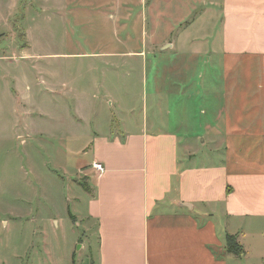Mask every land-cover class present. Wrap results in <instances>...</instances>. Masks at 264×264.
Returning <instances> with one entry per match:
<instances>
[{
  "label": "crops",
  "instance_id": "obj_1",
  "mask_svg": "<svg viewBox=\"0 0 264 264\" xmlns=\"http://www.w3.org/2000/svg\"><path fill=\"white\" fill-rule=\"evenodd\" d=\"M196 5L184 38L171 48L179 46L178 57L202 64L203 85L191 92L190 76L181 71L180 91L178 80L166 77L170 93H152L153 114L142 124L114 114L116 129L111 125L105 134H93L85 153L89 163L78 167L87 182L81 221L88 227L84 239L75 237L68 264H264V0H197ZM178 97L190 105L201 97L202 113L209 109L212 120L201 131L199 121H187L182 132L165 128ZM161 98L162 112L153 104ZM94 163L105 172L96 173ZM68 215L77 227L79 217ZM39 235L46 242L43 230ZM227 235L238 237L242 258L226 253ZM40 251H34L37 261ZM20 258L21 264L36 263L29 254Z\"/></svg>",
  "mask_w": 264,
  "mask_h": 264
},
{
  "label": "rangeland",
  "instance_id": "obj_2",
  "mask_svg": "<svg viewBox=\"0 0 264 264\" xmlns=\"http://www.w3.org/2000/svg\"><path fill=\"white\" fill-rule=\"evenodd\" d=\"M196 3L0 0V264H21L20 257L28 254L35 264L72 261L74 239H84L88 227L81 221L87 182L79 178L78 167L89 163L85 153L93 134H105L111 125L116 129L114 114L142 124L153 114L152 93H168L165 84L172 83L164 82L166 77L177 79L180 91L181 74L190 76L191 92L203 85L198 79L202 64L178 57L179 46L171 48L199 9ZM198 28L191 29L193 35ZM185 102L172 100L173 116L165 128L182 132L187 121H199L201 131L210 122V110L202 113L201 97L195 104ZM153 104L161 112L165 107L162 98ZM69 210L79 217L77 227ZM38 229L46 242L36 236ZM35 250H42L44 262L34 258Z\"/></svg>",
  "mask_w": 264,
  "mask_h": 264
},
{
  "label": "trees",
  "instance_id": "obj_3",
  "mask_svg": "<svg viewBox=\"0 0 264 264\" xmlns=\"http://www.w3.org/2000/svg\"><path fill=\"white\" fill-rule=\"evenodd\" d=\"M88 190L87 186H84ZM226 253L233 254L238 258H242L245 255L244 247L238 242L237 236L227 235L225 244Z\"/></svg>",
  "mask_w": 264,
  "mask_h": 264
},
{
  "label": "built area",
  "instance_id": "obj_4",
  "mask_svg": "<svg viewBox=\"0 0 264 264\" xmlns=\"http://www.w3.org/2000/svg\"><path fill=\"white\" fill-rule=\"evenodd\" d=\"M92 167L96 171V173H98L99 175L105 172V168L101 163H94Z\"/></svg>",
  "mask_w": 264,
  "mask_h": 264
}]
</instances>
